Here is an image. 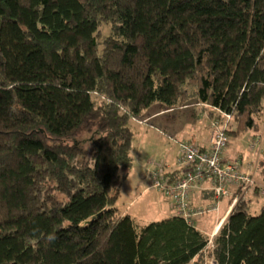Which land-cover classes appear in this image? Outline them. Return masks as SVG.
Segmentation results:
<instances>
[{"label":"trees","instance_id":"trees-1","mask_svg":"<svg viewBox=\"0 0 264 264\" xmlns=\"http://www.w3.org/2000/svg\"><path fill=\"white\" fill-rule=\"evenodd\" d=\"M155 103L199 110L210 132L229 115L228 139L260 132L264 0H0V264L202 263L194 223L116 207L129 123ZM176 164L147 175L171 184L190 169ZM258 170L264 184V157ZM250 203L214 236L216 264H264V208Z\"/></svg>","mask_w":264,"mask_h":264},{"label":"rangeland","instance_id":"rangeland-1","mask_svg":"<svg viewBox=\"0 0 264 264\" xmlns=\"http://www.w3.org/2000/svg\"><path fill=\"white\" fill-rule=\"evenodd\" d=\"M107 30L108 28L106 26H102V32L104 34H106ZM158 108V103H155L144 110L143 116L140 119V124V121L137 122V120H131L129 123L135 137L134 148L132 151L134 164L130 174L121 181L120 196L118 198V202L116 203V207L122 212L125 210L127 204L136 198V202L130 206L129 210L133 214H137L138 217L135 216V218L137 219V222L141 224L160 220L165 216V214H169L170 212V209L167 210V208H164L166 207L168 198L157 193L154 188H148V186L151 185V180L148 175L145 176L144 171L150 167L148 168L149 164H145V166L143 164L147 160H149L148 162L150 163L161 160V163L166 164V169H168L169 165L174 166L179 157V143L187 142L190 135L198 129L197 127L202 129L206 125V121H204V114L198 115L199 110L196 109L195 116L193 117L190 116L191 110L187 109L178 116L177 112L169 113L170 115L175 116L174 119H167V117H170L168 113H165L164 116L149 119L148 116H150ZM144 118L146 119L143 120ZM259 121L261 124L260 132L255 134L253 131H248L241 136L229 138L222 154L228 161L237 162L238 169L241 172H248L253 176L255 185H257L256 187L259 189H257L254 194L245 195V192L250 191V188H247L243 190L242 195L238 197V201L243 200V198H249L251 200L250 212L253 214L258 213L261 208H264V193L260 192V185L264 184L260 181L257 165L259 159L264 157V126H262L264 116H261ZM253 137L256 138V140ZM254 141L257 145L252 147ZM137 161L138 163H136ZM250 163H252V166L255 164V169H246V166H249L248 164ZM144 187L148 189L146 193L141 196V192ZM157 198H160L161 202L158 203ZM224 198L225 197L221 198V202L219 201L222 206L225 201ZM162 209L165 210V214H162ZM215 213L216 212H210L193 220L196 227L200 228L204 232H210L209 234L206 233V236L208 237V244L207 249L203 254L204 260L200 264H216L210 256L209 249L213 245L214 236L226 218L224 220L222 219L223 217L221 215L223 213V209H221L217 215ZM198 219H200V221H198ZM217 220L222 221L213 235V225L217 222ZM189 264L196 263L192 261Z\"/></svg>","mask_w":264,"mask_h":264},{"label":"built area","instance_id":"built-area-1","mask_svg":"<svg viewBox=\"0 0 264 264\" xmlns=\"http://www.w3.org/2000/svg\"><path fill=\"white\" fill-rule=\"evenodd\" d=\"M224 122L212 121L209 135V148L201 151L198 146L182 143L179 146L178 163L182 166H190L184 175L171 184H167L160 176V170L151 171L152 187L171 200L175 214L183 217L189 223H194L198 217L210 212L218 211V202L205 206L193 205L190 201L192 189L199 183L209 180L212 183L213 196L216 200L227 197L231 188L237 189V193L230 206L233 207L243 190L255 185L250 173H243L238 169L237 162L226 161L223 151L228 138L225 134L229 115H224ZM257 143L254 141L252 147ZM260 192L264 193V185H260Z\"/></svg>","mask_w":264,"mask_h":264},{"label":"crops","instance_id":"crops-1","mask_svg":"<svg viewBox=\"0 0 264 264\" xmlns=\"http://www.w3.org/2000/svg\"><path fill=\"white\" fill-rule=\"evenodd\" d=\"M195 112V111H194ZM165 113H172V112H167V111H165V110H156V111H154L150 116H148L149 117V119L150 118H156V117H160V116H164L165 115ZM181 115V113H178L177 114V116L178 115ZM198 115H201L200 114V111H199V114ZM169 116L170 117H167V119H170V118H172V119H174L175 118V116H173V115H170L169 114ZM190 116L191 117H193V116H195L193 113H190ZM195 118H197V117H195ZM204 121H206V125L202 128V129H199V127H197L198 129H196V131H194V133H192L191 135H190V137H189V140L188 141H190V142H192V143H195L196 145H198L199 147H201V148H203V149H207V148H209V135H210V128H209V120L207 119V118H205V115H204ZM138 122V121H137ZM141 122H139V124H140ZM201 128V127H200ZM254 138V137H253ZM223 158L226 160V161H228L226 158H225V156H223ZM240 160V159H239ZM149 160H147L143 165L145 166V164L146 165H148V168L149 167H153L152 165H153V163H150V162H148ZM158 162H160L161 163V160H157ZM156 161V162H157ZM240 162H241V160H240ZM136 163H138V161L136 162ZM155 163V162H154ZM134 164V163H133ZM240 164V163H239ZM164 165H166V164H164ZM249 166H246V169L247 168H249V169H255V164L252 166V163H250V164H248ZM257 165H258V162H257ZM133 167V166H132ZM140 167V166H139ZM177 168H180V166L179 165H177V164H175L174 166L173 165H169L168 166V169L167 170H170V171H172V170H175V169H177ZM241 168H242V166H241ZM132 169V168H131ZM130 172H131V170H130ZM130 172H129V174H130ZM144 174H145V176L147 175V170H145L144 171ZM149 177V176H148ZM121 184L122 183H120V190H119V192L121 191ZM148 188L150 189V188H153L151 185H149L148 186ZM148 188H146V187H144L143 189H142V192H141V196H143L145 193H146V191H147V189ZM212 183L209 181V180H205V181H202V182H199L193 189H192V191H191V193H190V201H191V203L193 204V205H199V206H205V205H209V204H212L213 202H218V211H216V215L220 212V210L221 209H223V213H222V219L224 220L226 217H227V215L229 214V212H230V210L232 209V207L230 206V199L232 198V196L234 195V193L235 192H237V189H234V188H231V193H230V195L229 196H227V197H225L224 199H225V201L223 202V206L222 205H220L221 203V199H219V200H216L215 198H214V196H213V192H212ZM154 190H156V189H154ZM156 192L157 193H159V194H162V193H160L159 191H157L156 190ZM248 192V191H247ZM247 192H245V195H249V194H251V191H249L248 193ZM119 196H120V193H119ZM165 197V196H164ZM119 198V197H118ZM245 199H249V198H245ZM136 198H134L133 200H131L128 204H127V206L125 207V210H123L122 211V214H129L131 217H133L136 221H137V219L135 218V216H137V214H133L129 209H130V206L134 203V202H136ZM220 201V202H219ZM117 202H118V200H117ZM157 202L159 203V202H161V199L160 198H157ZM164 208H167V210L168 209H170V212H169V214H165V210L164 209H162V214H165V216L163 217V218H166V217H169V216H172V215H176L175 214V210H174V208H173V205H172V203H171V200L170 199H167V203H166V207H164ZM138 217V216H137ZM198 221H200V219H198ZM218 221L219 220H217V222L213 225V228H214V230H213V235L215 234V232H216V229L218 228V226H219V224H220V222L222 221H219V223H218ZM194 225H195V222H194ZM195 227H196V225H195ZM198 230H200L202 233H204L205 235H206V233L207 232H204V231H202L200 228H198V227H196ZM210 233V232H209ZM209 233H207V234H209Z\"/></svg>","mask_w":264,"mask_h":264},{"label":"clouds","instance_id":"clouds-1","mask_svg":"<svg viewBox=\"0 0 264 264\" xmlns=\"http://www.w3.org/2000/svg\"><path fill=\"white\" fill-rule=\"evenodd\" d=\"M46 239L49 243H52L55 242V240L58 239V237L55 233H50L47 235Z\"/></svg>","mask_w":264,"mask_h":264}]
</instances>
